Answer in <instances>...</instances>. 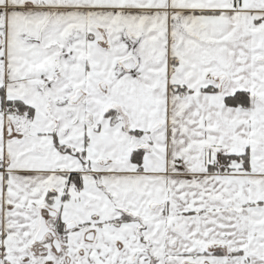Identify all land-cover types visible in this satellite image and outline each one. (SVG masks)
<instances>
[{
    "label": "snow or ice",
    "instance_id": "1",
    "mask_svg": "<svg viewBox=\"0 0 264 264\" xmlns=\"http://www.w3.org/2000/svg\"><path fill=\"white\" fill-rule=\"evenodd\" d=\"M0 264H264V0H0Z\"/></svg>",
    "mask_w": 264,
    "mask_h": 264
}]
</instances>
